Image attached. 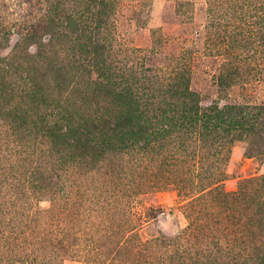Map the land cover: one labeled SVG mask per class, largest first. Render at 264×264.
<instances>
[{
  "label": "rangeland",
  "instance_id": "1",
  "mask_svg": "<svg viewBox=\"0 0 264 264\" xmlns=\"http://www.w3.org/2000/svg\"><path fill=\"white\" fill-rule=\"evenodd\" d=\"M94 12L138 96L216 107L223 124L162 120L146 147L88 163L0 116V264L248 263L264 240V0H0L8 78L21 84L38 44L71 67Z\"/></svg>",
  "mask_w": 264,
  "mask_h": 264
},
{
  "label": "trees",
  "instance_id": "2",
  "mask_svg": "<svg viewBox=\"0 0 264 264\" xmlns=\"http://www.w3.org/2000/svg\"><path fill=\"white\" fill-rule=\"evenodd\" d=\"M80 23L71 67L45 57L38 44L35 55L26 62L27 76L17 85L4 72L0 59V116L15 135L24 137L32 132L44 137L53 149L68 153V157L76 155L80 162L92 163L100 156L118 155L139 143L141 148L146 147L155 135V125L162 120L166 126L176 123L182 128L190 123L197 128L223 124L226 112L216 107L203 109L183 102L180 109L177 106L166 110L159 101L138 96L137 82L130 80L127 73L123 79L124 70L104 55V43L99 37L103 27L100 13L86 18L82 14ZM70 69L78 74L81 88L71 90L66 85ZM49 75L55 86H48ZM65 92L64 98L57 96ZM243 117L235 119L233 125L239 126L236 121ZM258 210L264 211V201H258ZM244 264H264V240L256 243Z\"/></svg>",
  "mask_w": 264,
  "mask_h": 264
}]
</instances>
